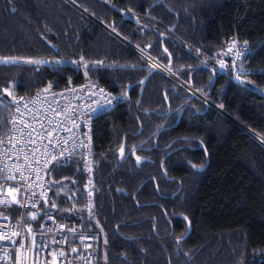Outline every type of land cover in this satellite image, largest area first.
I'll list each match as a JSON object with an SVG mask.
<instances>
[{"label": "trees", "instance_id": "trees-1", "mask_svg": "<svg viewBox=\"0 0 264 264\" xmlns=\"http://www.w3.org/2000/svg\"><path fill=\"white\" fill-rule=\"evenodd\" d=\"M232 35L254 47L244 84ZM3 56L59 63H0V139L14 94L89 78L121 96L92 120V218L76 158L41 203L96 233V264H264V0H0Z\"/></svg>", "mask_w": 264, "mask_h": 264}, {"label": "built area", "instance_id": "built-area-1", "mask_svg": "<svg viewBox=\"0 0 264 264\" xmlns=\"http://www.w3.org/2000/svg\"><path fill=\"white\" fill-rule=\"evenodd\" d=\"M245 42L232 35L223 43L234 83L237 77L243 80L244 64L254 51L248 42L245 51ZM120 99L89 78L12 96L7 131L0 139V264H96V233L79 224L65 228L41 203L50 191L49 167L76 158L82 174L79 216L92 218V120Z\"/></svg>", "mask_w": 264, "mask_h": 264}, {"label": "rangeland", "instance_id": "rangeland-1", "mask_svg": "<svg viewBox=\"0 0 264 264\" xmlns=\"http://www.w3.org/2000/svg\"><path fill=\"white\" fill-rule=\"evenodd\" d=\"M139 53H141L142 55H143V53L141 52V51H139ZM7 60H15V61H18V62H23V63H27L28 61H30V60H44V61H48V63H55L56 61L55 60H53V59H51V58H21V57H14V56H3V57H0V61H7ZM151 61V60H150ZM151 63V62H150ZM152 65L154 66V65H156L157 67H158V69L160 70H162V71H164L165 73H167L168 75H171L170 74V72L166 69V68H164V67H162V66H160V65H158V64H156L155 62L154 63H152ZM221 62L219 63V68L221 69ZM204 98V97H203ZM205 99V98H204ZM206 100V99H205ZM207 101V100H206ZM210 103V102H209ZM212 104V103H211ZM215 105V104H214ZM215 106H217V105H215ZM231 118V117H230ZM234 120V119H233ZM235 121V120H234ZM250 135L252 136V138H254L257 142H259L261 145H263L264 146V139H262V138H260V137H258V136H256L255 134H253V133H251L250 132ZM263 141V142H262Z\"/></svg>", "mask_w": 264, "mask_h": 264}, {"label": "snow or ice", "instance_id": "snow-or-ice-1", "mask_svg": "<svg viewBox=\"0 0 264 264\" xmlns=\"http://www.w3.org/2000/svg\"><path fill=\"white\" fill-rule=\"evenodd\" d=\"M246 44H247V42H245V51H247ZM233 47H235V44H233ZM165 51H167V50L165 49ZM231 51H232V49L230 48L229 49V52H231ZM242 54L243 53H237V57H239V55H242ZM0 63H18V61H15V60H7V61H0ZM28 63L35 65V64H45V63H48V61H44V60H30V61H28ZM56 63H59V61H56ZM220 66H221V68H223L224 67V64L221 63ZM234 66H235V64H234ZM237 81H238V83H241V84H244L245 83V81L240 80L239 77H237ZM88 87H96V86L95 85H88ZM5 91H7V89ZM97 92L99 94H101V95H106L104 93V90L103 89H97ZM93 94L95 95L97 93H93ZM106 102H110V101H107L106 100ZM121 154H123V148L121 149ZM140 159H141L140 157H137V162H139ZM193 167H195V166H193ZM184 219H187V218L185 217ZM61 255H63V253H61Z\"/></svg>", "mask_w": 264, "mask_h": 264}, {"label": "water", "instance_id": "water-1", "mask_svg": "<svg viewBox=\"0 0 264 264\" xmlns=\"http://www.w3.org/2000/svg\"><path fill=\"white\" fill-rule=\"evenodd\" d=\"M143 81H144V79H142L141 80V82H140V90H141V88H142V84H143ZM191 90V89H190ZM194 92V91H193ZM195 94H197L196 92H194ZM198 95V94H197ZM200 98H202L203 100H205L202 96H200V95H198ZM206 101V100H205ZM210 106H212L214 109H216V110H218V111H220L221 110V107L220 106H215V105H213V104H211V103H209L208 101H206ZM224 116H226L227 118H229L230 120H232L233 122H235L232 118H230L228 115H226L224 112H222V111H220ZM244 128V127H243ZM244 129H246V128H244ZM249 134H250V132H248ZM123 148V144L119 147V149H118V152H119V155H121V149Z\"/></svg>", "mask_w": 264, "mask_h": 264}, {"label": "bare ground", "instance_id": "bare-ground-1", "mask_svg": "<svg viewBox=\"0 0 264 264\" xmlns=\"http://www.w3.org/2000/svg\"><path fill=\"white\" fill-rule=\"evenodd\" d=\"M150 60H151V61H150L151 63H154V61H153L152 59H150ZM213 105H214V104H213ZM216 107H217V106H216ZM220 111H222V110H220ZM263 141H264V140H263ZM263 141H262V142H263Z\"/></svg>", "mask_w": 264, "mask_h": 264}]
</instances>
